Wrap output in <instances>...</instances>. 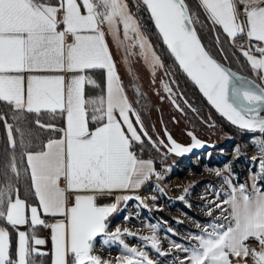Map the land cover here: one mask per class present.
<instances>
[{
  "label": "snow or ice",
  "instance_id": "6c2138e0",
  "mask_svg": "<svg viewBox=\"0 0 264 264\" xmlns=\"http://www.w3.org/2000/svg\"><path fill=\"white\" fill-rule=\"evenodd\" d=\"M142 3L172 56L208 102L240 129L264 133V115H261L264 86L236 75L213 58L201 43L194 26L198 20L186 0H142ZM200 4L212 24L222 28L233 43L244 36L260 45L255 49L250 44L247 48L241 45L240 51L258 79L264 82V0H200ZM105 22L114 35L116 25L122 23L126 38L131 32L139 40L141 50L151 49L124 0H82V5L78 0H0V102L13 110L17 122L23 119L24 112L37 116L42 112L66 114L62 128L43 124L39 118L35 120L38 127L61 134L59 138H49L37 151L29 150L30 142H25L21 128H14L0 115L13 150L9 167L18 175L14 133H20V161L26 159V171L30 172L39 202L38 206H30L18 195L13 199L9 183L0 188V219L13 227L29 222L33 228L50 227L51 264H110L93 254L94 241L101 235L107 237L104 244L119 240L133 254L118 258L117 264H154L146 252L124 244L120 228L111 233L107 230L109 217L118 210V203L132 197L122 195L112 204L97 203L98 197L113 191L140 188L155 172L154 162L142 159L134 148L143 145L142 137L157 147V142L143 131L139 115L136 122L142 134L129 117L134 110L124 94L105 41L101 28ZM253 51L259 56L252 54ZM145 58H149L147 51ZM150 58L153 64H160L154 51L150 52ZM93 69L106 70V101L103 96L85 99V83L95 84V81L79 73ZM43 72L77 74L70 80L64 75L35 74ZM165 88L170 90L167 85ZM88 105L93 106L91 121L98 125L94 129L89 127ZM117 112L122 119H117ZM188 135L192 139L190 146L181 145L167 134L168 152L183 155L203 146L193 133ZM258 147L264 152V140ZM260 167L264 172V157L260 158ZM156 175L159 177V173ZM251 179L249 189L245 184L233 186L225 177L229 186L227 198L220 200L217 192V199L210 202L220 210L222 222L205 226L203 234L194 237L198 246L182 249L191 253L186 257L187 264H232V258L243 260L244 264L248 258L253 264H264V190L256 184L257 175ZM41 211L63 219L48 225L41 218ZM208 215H213L212 209ZM151 227L154 232L156 226ZM142 239L151 240L159 251L155 234ZM250 239L258 242V249L249 246ZM31 240L36 246L46 243L34 233ZM34 254L39 257L47 253L33 247L28 234L20 231L13 259L9 232L0 226V264H36Z\"/></svg>",
  "mask_w": 264,
  "mask_h": 264
},
{
  "label": "rangeland",
  "instance_id": "374dc122",
  "mask_svg": "<svg viewBox=\"0 0 264 264\" xmlns=\"http://www.w3.org/2000/svg\"><path fill=\"white\" fill-rule=\"evenodd\" d=\"M128 11L138 21L135 11L129 4ZM103 24L111 42L110 46L118 71L129 92L135 119L138 114L143 131L148 133L152 141L157 142V147H153L147 137H142L143 145L135 146L138 154L143 152L151 157L155 172L141 188L128 195L132 199L118 203V210L113 213L112 218H109L107 230L111 233L120 228V239L124 244H127L129 248L146 252L148 259L154 264H181V262L187 264L186 257L191 253L182 249L198 246L194 237L203 234L205 226L213 222H222L219 219L220 210L215 209L210 202L217 199V192H220V200L227 198L225 193L229 191V186L225 183V177L231 180L233 186L245 184L251 189V177L257 175V186L264 188V172H261L260 167V158L264 157V152H261L258 147L259 142L264 140V133L256 130L248 136H238L236 131L212 118L213 125L210 123L208 129L212 132L210 138L214 135L211 141L216 143L215 147L185 156L168 153L158 142L155 134L156 131L161 132L160 119L175 136L182 140L187 139L185 128L189 124L185 113L181 114L179 111L178 98L168 85L160 66L168 60V55L161 51L163 57L161 56L158 50L160 47H155L157 40L153 38L154 35L142 25H140L141 32L151 45L150 50H141L135 34L129 32L126 38L122 23L116 25L115 35L107 22ZM235 46L239 48L238 43ZM146 51L149 52L147 59ZM151 51L159 56V65L151 61ZM227 54V56L224 55L228 63L233 64L229 66L239 69L241 67L239 61L235 58L231 61L232 52L228 50ZM165 85L170 90H166ZM179 95L188 105L194 106L185 93L180 91ZM188 105L187 108H189ZM135 123L137 131L141 132L140 125ZM221 155L223 158L220 160ZM210 156L212 161H209ZM254 157L256 159H253ZM218 172L220 175L217 174ZM156 173H159V177ZM173 190L180 192L177 197L173 194ZM210 209L213 210L212 216L208 215ZM197 224L200 227H197ZM153 225L156 226L154 232L151 227ZM124 229L128 231L124 232ZM153 234L158 239L159 251L152 246L151 240L142 239L151 237ZM105 239L107 237L101 235L94 241L93 254L100 256L102 260L117 264L118 258L133 255L123 248L119 240H110L108 244H104ZM248 243L252 248H259L255 239H250ZM176 244L181 245V248L174 247ZM134 259L139 258L134 257ZM232 264H244V261L232 258ZM247 264H253L251 258L247 259Z\"/></svg>",
  "mask_w": 264,
  "mask_h": 264
},
{
  "label": "trees",
  "instance_id": "16d2710c",
  "mask_svg": "<svg viewBox=\"0 0 264 264\" xmlns=\"http://www.w3.org/2000/svg\"><path fill=\"white\" fill-rule=\"evenodd\" d=\"M126 3H128L132 10L135 11V15L137 16L138 22H140V25L146 27V30H149V33L154 35V39L157 41L155 43V47L160 52L164 51L168 55V60L164 61L162 64V69L165 75V79L170 87L176 88V90L181 91L185 93V95L188 96V98L191 100L192 104L197 108V111L199 115L203 118H207L208 116H211L213 119H216L220 121L222 124L228 126L233 131H236L238 136H248L249 134L253 133L254 131H246L242 130L229 122H227L224 118H222L203 98V96L198 92V90L195 88V86L186 78V76L183 74V72L179 69V67L175 64L171 56L169 55L166 48L163 46L162 41L157 34L156 30L154 29L152 22L149 18V15L147 13V10L141 0H126ZM186 3L189 6L190 12L195 15V17L198 20V23L195 24L198 33L207 47V49L218 59L223 61L224 63L233 66L232 62L228 63L227 59V53L228 50L232 52L231 61H234L237 59L239 63L241 64V67L237 70H240L257 81L261 83V81L258 79L257 76L253 75L251 72L249 65L247 63L246 57L243 56L242 52L239 48L235 46V43L229 40V38L221 33L218 32L216 27H213L209 21L204 17V15L200 12V10L197 9L196 1L195 0H186ZM127 4V5H128ZM217 37H219V42L217 40ZM153 42V41H152ZM154 43V42H153ZM222 48L224 49V53L222 51ZM228 48V49H227ZM226 56H225V55ZM162 56V52H161ZM234 56V57H233ZM163 57V56H162ZM235 58V59H234ZM163 60V58H162ZM235 68V67H234ZM94 81L95 84H88L86 83L84 85V94L85 96H94L99 97L103 91V76L102 72L100 70H95L94 72ZM178 94V92H177ZM179 95V94H178ZM141 97V96H140ZM180 97V96H179ZM144 100V98H142ZM182 99V98H181ZM180 104H184L182 101L184 100H178ZM184 107H186L184 105ZM187 108V107H186ZM93 109V108H92ZM92 109H88L89 114V126H92L96 124L95 122L91 121V115L93 114ZM137 114V111H136ZM0 115L5 116L7 123L12 124L14 128L19 127L24 132V140L25 142H30V149H38L42 146L44 141L48 139L49 137L55 136L58 133L54 131H49L47 129H42L38 127L35 124L36 119H40L41 123L48 124L52 123L55 125H62L63 118L62 114L57 111V113L53 114L50 112H42L37 116L35 113H22L23 119L19 122H17L13 117V110L4 102H0ZM15 138L17 140V147L15 148V155L18 161L17 164V173H13L9 167L11 162V157L13 150L11 146L9 145L8 138H7V132L5 127V122L0 120V138H1V146H0V171H1V187H5L7 184L11 183L13 192L14 190L16 194L22 196L27 202H31L35 200L33 188L31 186L30 181V175L29 172L26 171L27 164L25 162V159L21 162V147L19 145V141L21 139L20 133H14ZM141 155H146L141 153ZM223 155L219 158L220 160L223 158ZM209 161H212L211 156L209 157ZM235 168V166H233ZM236 169V168H235ZM6 173V176L4 175ZM263 189V187L261 188ZM113 214L109 217L112 218ZM0 226L5 227L9 232L10 237V251L12 253V258H15V230L6 223L5 220L0 219ZM46 255L35 257L36 264H50V254L49 252Z\"/></svg>",
  "mask_w": 264,
  "mask_h": 264
},
{
  "label": "crops",
  "instance_id": "0c3cea01",
  "mask_svg": "<svg viewBox=\"0 0 264 264\" xmlns=\"http://www.w3.org/2000/svg\"><path fill=\"white\" fill-rule=\"evenodd\" d=\"M125 1V0H124ZM196 1V6H197V9L198 10H200V12L204 15V17H206V19L209 21V23L213 26V27H216V29H217V31L219 32H221V33H223V34H225L223 31H222V28H220L219 26H216V25H213L212 24V22H211V20L208 18V15H207V13L205 12V10L203 9V6L200 4V0H195ZM78 3H81V5H82V0H78ZM81 10H82V12H85L86 13V10L82 7L81 8ZM244 19V17H243V15L241 16V20H243ZM101 28H102V30L104 31V33H105V41H106V43H107V45H108V48H109V52L111 53V56H112V60H113V62H114V64H115V68H116V73H117V75L119 76V82H120V84L122 85V87H123V90H124V94L126 95V97H127V99H128V101H129V103L131 104V99H130V96H129V92H128V90H127V87L124 85V82H123V77H121V74L119 73V71H118V68H117V64H116V59H115V56L113 55V50H112V48H111V46H110V41H109V38H108V33H107V30L105 29V27H104V24H102L101 25ZM226 35V34H225ZM227 36V35H226ZM229 40L231 41V39L229 38ZM239 44V49H240V46L241 45H244L246 48L249 46V44L251 45V47L253 48V49H255L256 47H259L260 45L256 42V41H251V42H249L248 41V39L246 38V37H244V36H240V37H238L237 38V40L235 41V44ZM252 54H254V55H257V56H259V54L258 53H256L255 51H253V53ZM247 60V59H246ZM247 63H248V65H249V68H250V70H251V72L253 73V75H255V76H257V74H256V72L251 68V66H250V64H249V62L247 61ZM95 70H100L101 72H102V76H103V91H102V93H101V95L99 96V97H101V96H103V97H105V101H106V97H107V73H106V70H101V69H93V70H89V71H86V72H84V73H79V74H82V75H85L86 77H90L92 80H94V72H95ZM35 74H39V75H64L65 76V78H66V80H70L71 79V77L73 76V75H76L77 73H75V72H43V73H35ZM25 75H27V74H25ZM261 83L263 84V86H264V82H262L261 81ZM86 84V83H85ZM84 96H85V94H84ZM96 98H98V97H94V96H85V99H96ZM105 107H106V104H105ZM93 108V106L92 105H88V109L90 110V109H92ZM132 109H133V107H132ZM59 112V111H58ZM116 116H117V119H122V118H120L119 117V114H118V112L116 113ZM129 117H130V119L132 120V122H133V124H134V126L137 128V126H136V119H135V111H133V112H131V113H129ZM62 118H63V123H62V125L60 126V125H55V124H52V123H48V124H52V125H54L55 127H57V128H62V127H64L65 126V119H66V114H63L62 115ZM47 125V124H46ZM98 125L97 124H94V125H92V126H89L90 127V129H94L95 127H97ZM126 127V126H125ZM61 134H57V135H55V136H52V137H49V138H59V136H60ZM48 138V139H49ZM48 139H46L45 141H44V143H46L47 142V140ZM43 143V144H44ZM37 150H40V148H38V149H32V151H37ZM134 150H135V148H134ZM138 154V153H137ZM142 159H151V157H149L148 155H141V154H138ZM152 160V159H151ZM25 162H26V159H25ZM27 164V163H26ZM29 172V171H28ZM29 175H30V172H29ZM30 181H31V179H30ZM146 182V181H145ZM31 186H32V183H31ZM143 186V184L141 185V187ZM140 187V188H141ZM139 189V188H138ZM138 189H127V190H116V191H113L111 194H109V195H105V196H100V197H98V199H97V203L99 204V205H107V204H112V203H115L116 202V197H118V196H128L131 192H134V191H136V190H138ZM261 190H264V188L263 189H261ZM33 192H34V189H33ZM18 194H16V192H15V190H14V193H13V196H12V198L13 199H15V197L17 196ZM19 196V198H21V199H24L22 196H20V195H18ZM34 196H35V194H34ZM25 200V199H24ZM26 201V200H25ZM26 203L28 204V205H30V206H38V204H39V202H38V198L35 196V200L34 201H31V202H27L26 201ZM27 215L29 216V218H30V209H29V211L27 212ZM40 215H41V218L45 215V214H43L42 213V211H41V213H40ZM51 216V215H50ZM61 219H63L62 217H59V216H53V218L51 219V221L48 223V225H52V224H55L58 220H61ZM11 226V225H10ZM14 230H15V253H16V249H17V247H18V242H19V232L20 231H24L26 234H28V236H29V238H30V244L33 246V247H38L42 252H49V254H50V264H51V260H52V258H53V243H52V239H51V235H52V230H51V228L50 227H42V226H36L35 228H33V226L31 225V223L29 222V223H26V224H24V225H19V226H16V227H13V226H11ZM8 231V230H7ZM35 234L38 238H42V239H44L45 241H46V243L44 244V245H40V246H36L35 244H34V241H32L31 240V235L32 234ZM9 243H10V237H9ZM15 258H16V256H15ZM14 258V259H15Z\"/></svg>",
  "mask_w": 264,
  "mask_h": 264
},
{
  "label": "flooded vegetation",
  "instance_id": "af4514ba",
  "mask_svg": "<svg viewBox=\"0 0 264 264\" xmlns=\"http://www.w3.org/2000/svg\"><path fill=\"white\" fill-rule=\"evenodd\" d=\"M173 89V93L177 96V103L178 105L180 106L179 108V111L181 112V114H184L185 113V118H186V121L188 124V126L185 128V133H186V137L187 139L186 140H182V139H179L177 136H175L165 125H164V122L160 119V128H161V132L159 131H156L155 134H156V138L158 140V142L160 141H163V144H161L167 151V148L165 147V145L168 144V141L166 139V136H165V132H169L171 134V136L173 138H175L176 140L182 142V143H188L190 142L191 140V137L188 135L189 132H193V134L195 136H197L198 138H201V139H205V140H208V141H211L212 136V132L209 131V126L212 124L211 121H212V117L211 116H208L207 118H203L199 115L198 111H197V108L195 106H192V105H188L185 101V99L181 96V95H178L180 94V91L176 90L175 86L174 87H171ZM178 92V94H177ZM180 96V97H179ZM182 98V99H181ZM184 100L182 101L184 104H180V102L178 100ZM184 105L189 108H186L184 107ZM193 114H192V113ZM214 122V121H212ZM211 123V124H210ZM213 125V124H212ZM152 126H153V123H152ZM154 128V126H153ZM155 129V128H154ZM212 142V141H211ZM168 152V151H167ZM168 153H171V152H168ZM173 154V153H172Z\"/></svg>",
  "mask_w": 264,
  "mask_h": 264
},
{
  "label": "water",
  "instance_id": "95a60500",
  "mask_svg": "<svg viewBox=\"0 0 264 264\" xmlns=\"http://www.w3.org/2000/svg\"><path fill=\"white\" fill-rule=\"evenodd\" d=\"M141 2H142V0H141ZM147 13H148V15H149V18H150V20H151V22H152V25H153V27H154V29L156 30V32H157V34L159 35V37H160V39H161V41H162V44H163V46L166 48V50L168 51V53H169V55L171 56V58L173 59V61L175 62V64L179 67V69L183 72V74L186 76V78L195 86V88L198 90V92L203 96V98L206 100V102L222 117V118H224L227 122H229L230 124H232L230 121H228V119L226 118V117H224L221 113H219L209 102H208V100H207V98L203 95V93L199 90V87L191 80V78L190 77H188L187 76V74L183 71V69L179 66V64H178V62L175 60V58L172 56V54H171V51H170V49L168 48V46L164 43V41H163V38H162V36L159 34V31H158V29L156 28V26H155V23H154V21H153V19L151 18V16H150V13L147 11ZM195 26V25H194ZM195 28H196V26H195ZM196 30H197V28H196ZM197 34H198V36H199V38H200V40H201V43L203 44V46L205 47V49L207 50V51H209L208 49H207V47L205 46V44L203 43V41H202V39H201V37H200V35H199V33H198V30H197ZM209 53L213 56V58H215L218 62H220V63H222L225 67H227V68H229V69H234L233 67H231V66H229L228 64H226V63H224L223 61H221L220 59H218L216 56H214L210 51H209ZM236 71H238L239 73H241L242 75H244V76H248V77H250V78H252L255 82H257L258 83V85H261V86H263V84L262 83H260L259 81H257L256 79H254L253 77H251L250 75H248V74H246V73H244V72H242V71H239V70H237V69H235ZM261 115H264V110H262L261 111ZM233 125V124H232ZM234 126H236V125H234ZM236 127H238V126H236ZM239 128V127H238ZM170 134L169 132H165V136H166V139H167V141H168V144H167V146H169L170 147V142H169V140H168V138H167V134ZM191 133H193V132H191ZM171 135V134H170ZM197 137V136H196ZM173 138V137H172ZM198 138V137H197ZM174 140H176L175 138H173ZM199 140H201L202 142H203V146L202 147H199V148H193L192 149V151L191 152H189V153H186V154H183V155H178V156H185V155H189V154H196V153H198V152H200V151H202V150H207V149H210V148H212V147H215V145H216V143H213V142H211V141H208V140H205V139H201V138H198ZM178 143H180L181 145H184V146H190L191 144H192V139L190 140V142H188V143H182V142H180V141H178V140H176ZM0 146H1V138H0ZM167 148V147H166ZM167 151H168V149H167ZM173 154H175V153H173ZM176 155V154H175ZM0 184H1V171H0Z\"/></svg>",
  "mask_w": 264,
  "mask_h": 264
},
{
  "label": "bare ground",
  "instance_id": "6f19581e",
  "mask_svg": "<svg viewBox=\"0 0 264 264\" xmlns=\"http://www.w3.org/2000/svg\"><path fill=\"white\" fill-rule=\"evenodd\" d=\"M232 72H234L236 75H238V76H243V77H245L246 79H250V80H253L252 78H250V77H248V76H244V75H242L241 73H239L238 71H236L235 69H230ZM254 81V80H253ZM257 83V82H256ZM258 84V83H257ZM180 192H178V191H174L173 190V194L177 197V195L179 194Z\"/></svg>",
  "mask_w": 264,
  "mask_h": 264
},
{
  "label": "built area",
  "instance_id": "2783aa9c",
  "mask_svg": "<svg viewBox=\"0 0 264 264\" xmlns=\"http://www.w3.org/2000/svg\"><path fill=\"white\" fill-rule=\"evenodd\" d=\"M106 195H109V194H106ZM104 196H105V195H104ZM52 218H53V216H50V215H44V216L42 217V219L45 220L46 224H48V223L51 221Z\"/></svg>",
  "mask_w": 264,
  "mask_h": 264
}]
</instances>
